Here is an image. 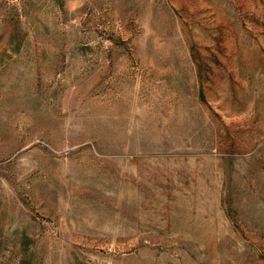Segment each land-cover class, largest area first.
I'll return each instance as SVG.
<instances>
[{"label":"rangeland","instance_id":"obj_1","mask_svg":"<svg viewBox=\"0 0 264 264\" xmlns=\"http://www.w3.org/2000/svg\"><path fill=\"white\" fill-rule=\"evenodd\" d=\"M0 264H264V0H0Z\"/></svg>","mask_w":264,"mask_h":264}]
</instances>
